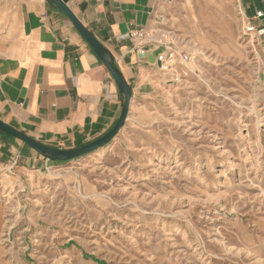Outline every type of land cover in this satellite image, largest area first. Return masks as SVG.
<instances>
[{
	"label": "rangeland",
	"instance_id": "1",
	"mask_svg": "<svg viewBox=\"0 0 264 264\" xmlns=\"http://www.w3.org/2000/svg\"><path fill=\"white\" fill-rule=\"evenodd\" d=\"M230 2L165 19L190 60L159 66L112 143L0 160V264H264V49Z\"/></svg>",
	"mask_w": 264,
	"mask_h": 264
},
{
	"label": "crops",
	"instance_id": "2",
	"mask_svg": "<svg viewBox=\"0 0 264 264\" xmlns=\"http://www.w3.org/2000/svg\"><path fill=\"white\" fill-rule=\"evenodd\" d=\"M67 6L130 87L129 113L171 44L162 40L165 19L222 13L218 0H67ZM235 7L251 20L263 13L254 22L264 49V0H231V12ZM139 27L151 37L140 47L128 37ZM123 103L111 73L61 9L48 0H0L1 122L45 146L69 150L110 131ZM12 159L22 169L48 162L0 132V160Z\"/></svg>",
	"mask_w": 264,
	"mask_h": 264
},
{
	"label": "water",
	"instance_id": "3",
	"mask_svg": "<svg viewBox=\"0 0 264 264\" xmlns=\"http://www.w3.org/2000/svg\"><path fill=\"white\" fill-rule=\"evenodd\" d=\"M48 1L56 5L59 9H61L65 13V15L74 25L78 33L91 46L93 51L96 53L97 57L101 60V62L111 73L120 93L123 95L124 98V103L120 115L115 125L106 134L81 147L69 149V150H62V149L45 146L27 137L24 133L11 128L10 126L6 125L1 121H0V132L19 139L29 148L39 153L40 155L44 156L48 160L55 162H68L77 159L85 154L91 153L94 150L103 148L112 142V140L119 133L120 129L123 127L125 121L127 120L129 114L130 101H131V89L127 85L124 78L120 75V73L115 69V67L110 62L105 47L81 24V22L70 11V9L67 6V0H48Z\"/></svg>",
	"mask_w": 264,
	"mask_h": 264
},
{
	"label": "built area",
	"instance_id": "4",
	"mask_svg": "<svg viewBox=\"0 0 264 264\" xmlns=\"http://www.w3.org/2000/svg\"><path fill=\"white\" fill-rule=\"evenodd\" d=\"M237 10H238V17H239L238 19L241 29V35L244 37H249L250 39L251 38L257 39V27L255 25L254 20L259 21V19L263 16V13L261 11H257L254 20H251L249 18H246L242 14L240 8H238ZM128 37L131 41L136 42L139 47L151 41V37L144 27H139L137 29L129 31ZM165 50L166 53L164 55L161 54L157 57V60L161 66H167L166 62L172 60L175 57H179L180 64L187 63L190 60V55L184 53L183 54L178 53L176 50L172 48L171 44H169V47H167Z\"/></svg>",
	"mask_w": 264,
	"mask_h": 264
}]
</instances>
